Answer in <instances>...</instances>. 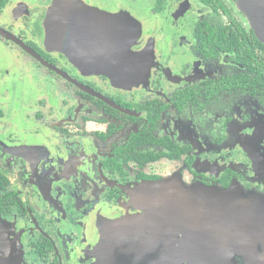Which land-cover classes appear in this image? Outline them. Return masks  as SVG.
I'll return each mask as SVG.
<instances>
[{"label": "flooded vegetation", "instance_id": "obj_1", "mask_svg": "<svg viewBox=\"0 0 264 264\" xmlns=\"http://www.w3.org/2000/svg\"><path fill=\"white\" fill-rule=\"evenodd\" d=\"M59 1L0 0V250L20 264H214L197 253L221 246L140 205L174 179L255 194L260 243L225 250L264 251V43L236 0ZM51 8H66V53L47 43ZM118 14L139 21L131 50L147 53L128 85L111 78Z\"/></svg>", "mask_w": 264, "mask_h": 264}, {"label": "water", "instance_id": "obj_2", "mask_svg": "<svg viewBox=\"0 0 264 264\" xmlns=\"http://www.w3.org/2000/svg\"><path fill=\"white\" fill-rule=\"evenodd\" d=\"M236 2L246 15L257 38L264 43V0H236ZM57 4L62 5L64 1L60 0ZM75 10L79 13L87 9ZM65 13L66 8H51L45 20L47 43L64 53H66ZM113 23L117 27L119 39L118 70L111 75V78L120 85L132 84L133 81L141 78L140 72L144 69L143 62L147 56V53L136 54L131 50V46L141 35V24L134 17L123 14L115 15ZM146 188L152 199H144L140 205L152 204L157 209L161 207L158 212L165 214L167 222L172 223L174 229L181 227L175 224L179 222L191 237L198 238L196 239L198 242L206 240L210 244L221 246L220 252L215 249L209 254L201 255L198 252L199 260L222 264L233 261V255L241 253L247 256V264H264V251L248 249L239 253L234 252L233 249L225 250V246L236 244L255 246L260 243L256 229L261 221L256 217L258 209L255 210L256 204L248 200L249 197H256L255 194L246 196L237 187L226 190L197 185L185 187L180 186L174 179L150 183ZM146 200L149 203H146ZM2 245H4L3 241ZM6 246L5 249L2 248L1 253L4 256L0 258V264H20L18 254H11L8 242ZM192 253L194 252H189V255L192 256Z\"/></svg>", "mask_w": 264, "mask_h": 264}, {"label": "rangeland", "instance_id": "obj_3", "mask_svg": "<svg viewBox=\"0 0 264 264\" xmlns=\"http://www.w3.org/2000/svg\"><path fill=\"white\" fill-rule=\"evenodd\" d=\"M232 5V4H231ZM172 8V7H171ZM150 192H151V190H150ZM3 228H4V226L3 225H1L0 224V238L2 239L3 238ZM3 242L6 244V241L3 239ZM7 246H5V248H6ZM1 251H2V249L0 250V258L2 259L3 258V254L1 253ZM19 253V251L18 252H16V251H13L11 254L12 255H17Z\"/></svg>", "mask_w": 264, "mask_h": 264}, {"label": "trees", "instance_id": "obj_4", "mask_svg": "<svg viewBox=\"0 0 264 264\" xmlns=\"http://www.w3.org/2000/svg\"><path fill=\"white\" fill-rule=\"evenodd\" d=\"M263 49H264V44L262 45Z\"/></svg>", "mask_w": 264, "mask_h": 264}]
</instances>
